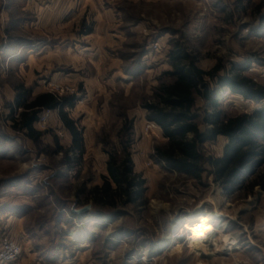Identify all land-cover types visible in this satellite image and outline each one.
<instances>
[{
  "label": "rangeland",
  "instance_id": "374dc122",
  "mask_svg": "<svg viewBox=\"0 0 264 264\" xmlns=\"http://www.w3.org/2000/svg\"><path fill=\"white\" fill-rule=\"evenodd\" d=\"M177 45L205 71L219 64V76L264 85V0H0V246L21 249L6 264H264V156L232 189L208 164L194 178L153 157L165 139L141 105ZM210 83L226 116L264 103ZM42 93L62 100L82 153L68 149L59 108L39 111L37 139L20 126L23 104ZM124 126L142 202L98 204L90 191ZM226 142H205L203 156H221ZM74 201L91 210L72 213ZM201 215L215 223V246L189 238Z\"/></svg>",
  "mask_w": 264,
  "mask_h": 264
},
{
  "label": "trees",
  "instance_id": "16d2710c",
  "mask_svg": "<svg viewBox=\"0 0 264 264\" xmlns=\"http://www.w3.org/2000/svg\"><path fill=\"white\" fill-rule=\"evenodd\" d=\"M168 60L170 68L164 72V79L141 105L146 117L156 123L165 139L154 148L153 157L170 170L194 178H200L208 164L210 172L224 188L240 186L244 179L238 181L239 176L257 158L264 156V103L250 113L226 116L218 107L219 101L211 95L210 80L234 93L261 101H264V85L255 83L240 71L231 70L219 76V64L205 71L196 65L195 57L179 45L168 52ZM63 99L67 104L73 102L70 97ZM198 99L203 104H198ZM16 102L20 104V97ZM62 104L61 99L50 93L37 95L23 104L25 110L19 115L20 126L37 139L40 133L33 129V124L39 111L60 109ZM59 118L71 135L68 149L82 153L81 132L62 109ZM129 135L126 126L119 131V149L108 152L107 175H103L100 186L90 191L98 204L114 207L142 202L143 180L132 169ZM219 135L227 138L222 155L206 159L201 146ZM255 183L248 180L246 187L252 188Z\"/></svg>",
  "mask_w": 264,
  "mask_h": 264
},
{
  "label": "bare ground",
  "instance_id": "6f19581e",
  "mask_svg": "<svg viewBox=\"0 0 264 264\" xmlns=\"http://www.w3.org/2000/svg\"><path fill=\"white\" fill-rule=\"evenodd\" d=\"M212 221L213 220H211V217L208 215H201L193 220L191 223L192 234L189 235V238L196 242V245H204L208 247L214 245L215 240L213 241V237L215 232V223ZM234 242L236 243V240H234ZM235 246L236 245L234 244V247Z\"/></svg>",
  "mask_w": 264,
  "mask_h": 264
},
{
  "label": "built area",
  "instance_id": "2783aa9c",
  "mask_svg": "<svg viewBox=\"0 0 264 264\" xmlns=\"http://www.w3.org/2000/svg\"><path fill=\"white\" fill-rule=\"evenodd\" d=\"M20 246L12 240L4 239L0 246V264L16 259L20 254Z\"/></svg>",
  "mask_w": 264,
  "mask_h": 264
},
{
  "label": "water",
  "instance_id": "95a60500",
  "mask_svg": "<svg viewBox=\"0 0 264 264\" xmlns=\"http://www.w3.org/2000/svg\"><path fill=\"white\" fill-rule=\"evenodd\" d=\"M75 204H76V201H74V203L71 207V211L74 214L81 215V214H84V213L88 212L89 210H91V204H86L82 207H76Z\"/></svg>",
  "mask_w": 264,
  "mask_h": 264
},
{
  "label": "crops",
  "instance_id": "0c3cea01",
  "mask_svg": "<svg viewBox=\"0 0 264 264\" xmlns=\"http://www.w3.org/2000/svg\"><path fill=\"white\" fill-rule=\"evenodd\" d=\"M87 213V212H86Z\"/></svg>",
  "mask_w": 264,
  "mask_h": 264
}]
</instances>
